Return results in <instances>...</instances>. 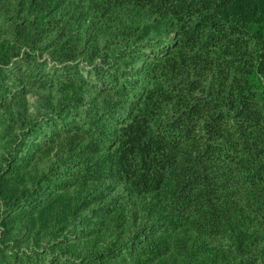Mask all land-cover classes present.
Wrapping results in <instances>:
<instances>
[{
  "label": "trees",
  "instance_id": "obj_1",
  "mask_svg": "<svg viewBox=\"0 0 264 264\" xmlns=\"http://www.w3.org/2000/svg\"><path fill=\"white\" fill-rule=\"evenodd\" d=\"M0 264H264V0H0Z\"/></svg>",
  "mask_w": 264,
  "mask_h": 264
}]
</instances>
